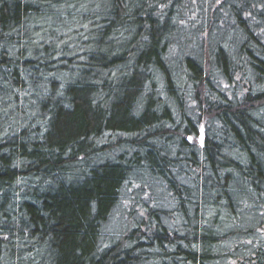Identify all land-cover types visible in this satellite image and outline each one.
I'll use <instances>...</instances> for the list:
<instances>
[{
	"label": "trees",
	"instance_id": "16d2710c",
	"mask_svg": "<svg viewBox=\"0 0 264 264\" xmlns=\"http://www.w3.org/2000/svg\"><path fill=\"white\" fill-rule=\"evenodd\" d=\"M0 264H264V0H0Z\"/></svg>",
	"mask_w": 264,
	"mask_h": 264
},
{
	"label": "rangeland",
	"instance_id": "374dc122",
	"mask_svg": "<svg viewBox=\"0 0 264 264\" xmlns=\"http://www.w3.org/2000/svg\"><path fill=\"white\" fill-rule=\"evenodd\" d=\"M222 13L227 16L228 15V8L227 6H224L222 8ZM200 135H202V140L205 137V132L200 131ZM198 140V139H197ZM136 188L133 187V185H130L126 188V191H123L120 195L119 201L115 209L113 210L112 214L109 218V232H113L114 234H117L118 232L124 230L127 227V223L131 217L128 216V212L132 209L134 212H136L137 215L141 214V203L140 201L142 199L135 198L132 194H134V191L140 194H143V190L139 184H136ZM145 199V196L144 198ZM171 201V200H170ZM170 201L165 199L163 207L169 208L171 206ZM143 202V200H142ZM172 202V201H171ZM143 212V209H142Z\"/></svg>",
	"mask_w": 264,
	"mask_h": 264
},
{
	"label": "water",
	"instance_id": "95a60500",
	"mask_svg": "<svg viewBox=\"0 0 264 264\" xmlns=\"http://www.w3.org/2000/svg\"><path fill=\"white\" fill-rule=\"evenodd\" d=\"M202 137H203V136H202V135H200V139H199V141H200V142H202Z\"/></svg>",
	"mask_w": 264,
	"mask_h": 264
}]
</instances>
